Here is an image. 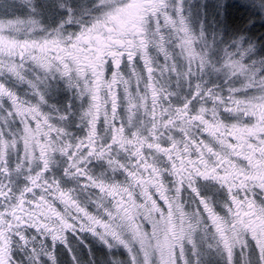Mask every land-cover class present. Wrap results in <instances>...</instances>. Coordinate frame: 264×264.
<instances>
[{
  "label": "clouds",
  "instance_id": "clouds-1",
  "mask_svg": "<svg viewBox=\"0 0 264 264\" xmlns=\"http://www.w3.org/2000/svg\"><path fill=\"white\" fill-rule=\"evenodd\" d=\"M35 5L33 0L26 18L2 25L11 34L0 33V69L17 84L28 85L26 91L37 97L35 115L48 118L47 130L30 127L34 113L19 102L25 98L19 95L18 100L15 88L0 85L4 109L0 123L8 129L10 123L20 121L11 139L0 131V160L5 149L13 157L21 153L19 163L5 164L0 172L23 176L25 166L29 170L18 193L9 196L11 188L4 191L0 184V196L9 200L0 211V264H60L58 245L72 254L69 233L90 234L108 250V264H175L177 251L188 264H242L237 254L244 256L243 264H264V53L259 45L246 34L224 40L222 33H206L190 13L183 12V0L135 4L133 0H56L63 14L55 24L44 22ZM116 47L123 52L111 51ZM81 50L87 53L83 60ZM124 53L131 72L127 77L122 70ZM17 55L31 61L43 76L36 75L35 80L26 76L21 71L24 64L15 63ZM159 56L165 64L159 63ZM174 56L212 77L219 74L223 90H218V83L205 88L207 78L195 84L198 91L190 97L179 87L157 89L154 73H167V62ZM134 57L143 62V69L133 64ZM108 59L113 67L105 79ZM13 67L16 71H9ZM145 71L146 91L133 95L132 80L139 82ZM172 71L179 78L175 64ZM183 78L188 80V72ZM57 80L69 94L64 106L42 98L50 89L49 81ZM117 83L123 85V101L115 91ZM5 98L12 102L11 110L5 107ZM73 124L80 135L72 131ZM204 134L207 141L201 138ZM209 143L214 148L201 153L200 147ZM164 144H171L170 151L185 150L198 167L178 175L169 166L168 152L160 147ZM93 160L105 162L96 174L88 167ZM149 161L159 168V176H149L145 167ZM223 162L226 167L220 175L217 169ZM31 170L41 176L38 184L30 179ZM46 170L52 175L44 178ZM205 170H210L207 175ZM119 172L125 175L117 180ZM165 173L170 180H165ZM201 180L215 182L214 192L223 191L224 198L203 193ZM98 182L104 186L98 188ZM90 217H106L111 228H98ZM121 248L126 252L123 258L118 254ZM72 264L82 262L72 255Z\"/></svg>",
  "mask_w": 264,
  "mask_h": 264
},
{
  "label": "rangeland",
  "instance_id": "rangeland-1",
  "mask_svg": "<svg viewBox=\"0 0 264 264\" xmlns=\"http://www.w3.org/2000/svg\"><path fill=\"white\" fill-rule=\"evenodd\" d=\"M261 5H264V0H183V12L185 14L190 13V18L192 19L194 24H196L197 27L202 24L206 33H222V38L224 40L230 39L235 34H246L247 38L254 40L259 45V51L261 53H264L263 39L261 37H258L257 39L253 38V36H257V30L253 29L254 27L259 26V23L257 21H250L244 28L243 26H236V24L232 22L233 16L238 9L243 11H250L249 13H251L252 10H255L258 14H260L262 10L264 11V8H262ZM32 6L33 0H0V33L11 34V30L9 28L2 27V25L9 20H15L17 18H26L27 14L31 12ZM36 7L38 8L40 15L43 17L44 22L46 23L50 22L52 24H55L57 17L63 14L62 11L58 9L56 5V0H36ZM169 47L171 48V45H169ZM175 51L178 52L179 49H176ZM17 57L14 58L15 63L18 65L21 63L24 64V67L21 71L26 76L32 78L33 80H35L36 75L43 76V72L31 61L19 62L17 61ZM4 59L9 58L4 57ZM158 59L160 64H165L163 56H159ZM172 64L176 65L177 72L180 73L179 78L177 74L172 71ZM167 65L168 72L162 76V84L154 85L157 89L166 88L169 91H173L176 90L177 87H179L181 93H185L187 96L190 97L193 93L195 84L198 81L204 82L207 78L208 82L205 83V88L211 86L212 84L218 83L220 85V89L218 90H223L224 81L219 74H217L216 77H212L208 72H201L198 65H192L185 61H181L179 56H174V59L168 61ZM69 67H72L71 63L69 64ZM189 68H191L192 71H189ZM185 72H188L187 81H185L183 78V74ZM0 76H3L4 79L7 76V83L10 87L16 89L18 95L24 97L25 100H31L33 103L36 102L37 97L35 96V94L26 91V89H28V85L17 84L15 80H13V78L4 70H0ZM140 83L141 82L136 83V87H132L131 92L133 93V95L136 94L137 90H139V92L142 94L145 93V85L137 86ZM49 84L50 89L45 96L47 101L48 98H50L63 102L67 98H69V94L67 93V91H65L62 81H49ZM189 85H191L190 88L188 87ZM41 86L43 87V85ZM186 88L188 89L187 91ZM223 95L227 97V92H224ZM54 103H56V101ZM211 103L212 101H208L209 106L211 105ZM227 103L228 101L227 99H225V105H227ZM221 114L225 115V113L223 112ZM52 122H55V120L53 119ZM34 123L35 121H32L29 124V126L33 129H35L36 127ZM19 127V120L15 121V125H12L10 123L8 129H5L4 124L0 123V131H2L3 135L8 139H11L10 133L14 132L15 129ZM76 134L80 135L81 133ZM42 141L43 137L41 135V142ZM8 151L10 153V150ZM87 151L88 150H85V152ZM20 155V152L19 157L17 153L15 154V157L9 154L8 166L14 167V161L17 162L18 158H20ZM121 159L123 160V158ZM64 163H67V161H65ZM104 163V161L97 163L93 160L88 164V167L93 170L94 174H96L103 170ZM4 166V164H0V168H3ZM80 166L84 167V163H81ZM53 171L58 176L61 174L60 170L54 169ZM31 172L33 175L35 174V170H31ZM28 174L29 170L27 169V166H25V169L23 170V176H18L16 174H13L11 176H5L3 172H0V184H3L5 186L3 189L4 191H8V189L11 188L12 191L9 192V196H11L14 192L18 193L19 187L26 182L24 177H26ZM51 175L52 173L46 170V176L48 177ZM124 175L125 174L123 172H119L117 174L116 179H123ZM83 179L84 178L82 177L81 180ZM92 191L98 192L99 190L93 188ZM8 203V199H6V201L0 202V211H4V208ZM89 211H94V209L90 207ZM69 247L72 249L71 255L69 253V250L66 249L63 245L57 246L56 251L60 264H72V255H75L82 262V264H108V250L102 244L96 243V241L91 237L90 234H69ZM118 254L122 258L126 256V252L122 248L119 250Z\"/></svg>",
  "mask_w": 264,
  "mask_h": 264
},
{
  "label": "snow or ice",
  "instance_id": "snow-or-ice-1",
  "mask_svg": "<svg viewBox=\"0 0 264 264\" xmlns=\"http://www.w3.org/2000/svg\"><path fill=\"white\" fill-rule=\"evenodd\" d=\"M35 7H36V5H35ZM261 7L264 8V5H261ZM136 58L137 57L133 58V64L136 63ZM61 59H62V57H61ZM117 63H119V61H117ZM0 70H2V69H0ZM9 71H16V68L13 67V68L9 69ZM104 78L107 79L106 76ZM0 85H3L4 87H6L8 89L12 88V87L9 86V84L7 83V80H5L3 78V76H0ZM40 87L42 88V86H40ZM193 91H198V86H195ZM199 95H203V92H200ZM42 98H45V97H42ZM198 98L199 97H197L196 100H193L192 103L195 104L197 102ZM17 99L19 100V95H17ZM4 102L7 103V107L9 108V110H11L12 102L9 101L7 98H5ZM19 102L24 107H30L32 109L33 113H34V120L30 119L28 121L29 124L32 121H35L36 122V127H37V125L39 127L45 126L46 121H47L48 118L46 116L42 117L41 115H35V113L39 111V109L35 106V103H33L32 105H29L28 100H19ZM0 110H3V108H0ZM12 115L15 116L16 113L12 112ZM197 144H199V141H197ZM164 145H161L160 147L163 148L166 152H168V156L170 157V165L169 166L171 168H174V170L176 171V173L178 175H183V173L185 171H187L190 167H193V168L198 167L195 160L191 159L190 157H186L185 156V154H184L185 150L177 149L175 151H170L171 144H167L168 146H164ZM209 147L214 148V145H211L210 143L208 145H202L200 147L201 153L206 151V149L209 148ZM5 153H6L5 158L0 160V164L9 165V160H8V155H7L8 149H5ZM17 155L19 157V152H17ZM17 163H19V158L17 160ZM140 163L144 164V160H141ZM200 163L204 164L205 161L203 159H201ZM221 165H226V162H223ZM145 167L148 168L149 176L151 178H155L156 176L160 175L159 168L154 166V165H152L151 161H149L148 164H145ZM208 171H210V170H205L204 171V175H207ZM226 171H227V169H226ZM43 175H44V178H47L46 171H44ZM30 179L33 181L34 184H38L40 179H41V176L37 173V174H34ZM103 186L104 185L101 182H98V188L99 187H103ZM65 196L67 198V194H65ZM79 211H84V210L83 209H79ZM106 215H111V213L109 212ZM90 220H91L92 224L98 226V228H100V229L109 230L111 228V225L108 222H106V220L103 219V218L90 217ZM238 255H239L240 261L243 264L244 256L242 254H238ZM174 259H175V264H181L182 260H181V255H180L179 251H177L175 253ZM234 261H235V257H234ZM182 264H188V262L187 261H183Z\"/></svg>",
  "mask_w": 264,
  "mask_h": 264
},
{
  "label": "flooded vegetation",
  "instance_id": "flooded-vegetation-1",
  "mask_svg": "<svg viewBox=\"0 0 264 264\" xmlns=\"http://www.w3.org/2000/svg\"><path fill=\"white\" fill-rule=\"evenodd\" d=\"M138 2H139V0H133V3H134V4H135V3H138ZM114 39H115V38H114ZM84 47H86V45H85ZM70 51H72V54H73V55H76L75 50H70ZM111 51H113L114 53H121V52H123V49H122V48H119V47H116V48H112ZM52 55L55 56V55H57V53L53 51V52H52ZM59 55H61V57H63V56H64V53L61 52V53H59ZM86 55H87V53H83L82 50H81V54H80V56H79V59L83 60L84 57H85ZM16 57H17V56H16ZM88 59H91V57H88ZM123 60H124V62H123V64H122V70L124 71V74H125L126 77H127V76H131V72L128 70L127 53H124V55H123ZM17 61H19V62H23L24 60H22V58L19 57V55H18V57H17ZM65 61L68 62L67 59H66ZM136 63H137V65H138L141 69H143V62L139 60V57L136 58ZM71 65H72V64H71ZM112 67H113V61H112V59H108V65H107V69H106V72H105V76H106V78H110V76H111V71H112ZM154 76H155L156 78H155V80L153 81V84H154V85H156V84H162V82H163V78H162V76H161L159 73H154ZM139 82H141V83L138 84L137 86H139V85H146V84L148 83V77H147V75H146V71H145V72H142V79H141ZM139 82L135 81V79L133 78L132 83H131V88H130V90L132 89V87H136V83H139ZM115 91L117 92V94H118L120 100L123 101L124 93H123V85H122L121 83H117V85L115 86ZM148 96H149V97H148V100H147V107H148V111L151 112L152 109H153V105H152V102H151V92L148 93ZM86 99H87V98H85V100H86ZM68 100H69V98H67L65 101L62 102V101H60V100L57 101L56 99H50V98H48V103L51 104V103H54V102L56 101V104H57L58 106H64V105L67 104ZM4 104H5V107H7V103L4 102ZM44 110H47V111L49 110L48 107H47V105H44ZM119 110H120L121 112L123 111L122 108L119 109ZM2 111H4V109H3V110H0V112H2ZM225 115H226V114H225ZM225 115H222V116H225ZM149 118L151 119V117H149ZM165 118H166V117H165ZM102 122H103V118H101V121H100V125H101V126H102V124H103ZM34 124L36 125V122H35ZM117 125L119 126V124H117ZM44 127H45V129H47L46 126H44ZM72 131H73L74 133H80V132H78V131H80V130H78V129L75 127V124L72 125ZM42 137H43V135H42ZM201 138L205 139V141H207V139H208V137H207L206 134H204ZM40 139H41V137H40ZM229 140H230V142L235 143V141L232 140L231 137H229ZM164 146H168V145L165 144ZM85 150H88L87 147H85V148L83 149V152H85ZM225 167H226V165H221V167H220L219 169H217V171L219 172L220 175H223V174H224L223 169H224ZM164 178H165L166 181L171 179L170 177L167 176V174H165V177H164ZM198 183L200 184V187L203 189V193L212 194L214 199H217V198H219V199H223V198H224V193H223V191L214 192V188L218 187V185H216L215 182H212V181H210V180H201V181L198 182ZM35 191L37 192V194H39L40 191H41V189H35ZM203 193H202V194H203ZM28 196H29V198H31V194H28ZM136 198H137V200L140 199L138 195H137ZM241 198H242V197H241ZM6 199H8V198H7V197H2V196H0V202L6 201ZM158 203L160 204L161 207H165V206L163 205V202H162V201H159V200H158ZM59 207H61V206H60L59 204H57V208H58V209H59ZM61 210H62V209H61ZM218 210H219V209H218ZM165 211H166V209H165ZM69 234H71V233H69Z\"/></svg>",
  "mask_w": 264,
  "mask_h": 264
},
{
  "label": "trees",
  "instance_id": "trees-1",
  "mask_svg": "<svg viewBox=\"0 0 264 264\" xmlns=\"http://www.w3.org/2000/svg\"><path fill=\"white\" fill-rule=\"evenodd\" d=\"M237 5V4H236ZM237 7V6H236ZM253 8V7H252ZM250 11H243L238 9L234 16H233V23L236 24V26H243L246 27L247 24L252 21H257L259 23L258 27H254V30H257L256 34L257 36H253V38H258L261 37L264 41V11L262 10V12L260 14L257 13V11L252 10L251 13H249Z\"/></svg>",
  "mask_w": 264,
  "mask_h": 264
}]
</instances>
